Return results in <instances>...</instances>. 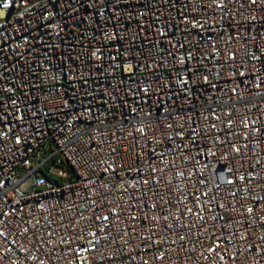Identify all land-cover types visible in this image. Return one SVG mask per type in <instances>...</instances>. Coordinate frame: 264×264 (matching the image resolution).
I'll return each mask as SVG.
<instances>
[{
  "label": "built area",
  "instance_id": "obj_1",
  "mask_svg": "<svg viewBox=\"0 0 264 264\" xmlns=\"http://www.w3.org/2000/svg\"><path fill=\"white\" fill-rule=\"evenodd\" d=\"M0 264H264V0H0Z\"/></svg>",
  "mask_w": 264,
  "mask_h": 264
}]
</instances>
